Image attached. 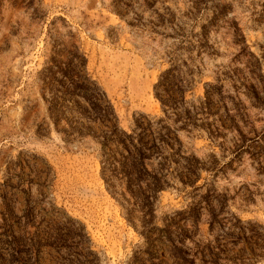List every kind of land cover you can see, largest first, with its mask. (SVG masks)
Returning a JSON list of instances; mask_svg holds the SVG:
<instances>
[{
    "label": "rangeland",
    "instance_id": "374dc122",
    "mask_svg": "<svg viewBox=\"0 0 264 264\" xmlns=\"http://www.w3.org/2000/svg\"><path fill=\"white\" fill-rule=\"evenodd\" d=\"M70 42L128 132L140 114L164 116L155 93L177 82L155 84L172 65L185 79L184 107L205 101L206 90L215 103L208 84L221 86L238 129L217 139L201 128L178 131L181 150L202 166L198 193H225L230 212L264 225V0H0V211L7 203L17 215L29 206L46 220L64 212L79 220L90 242L67 256L74 251L81 264L93 259L88 246L97 264H128L142 243L101 176L99 145L64 139L48 117L39 71ZM172 182L158 194V224L193 201L191 186ZM41 256L40 264H64Z\"/></svg>",
    "mask_w": 264,
    "mask_h": 264
},
{
    "label": "trees",
    "instance_id": "16d2710c",
    "mask_svg": "<svg viewBox=\"0 0 264 264\" xmlns=\"http://www.w3.org/2000/svg\"><path fill=\"white\" fill-rule=\"evenodd\" d=\"M234 29L240 31L237 26ZM241 39L244 42L243 36ZM178 69L176 65L168 67L155 84L158 87L166 80L177 82H171L163 93H155L164 116L152 120L140 114L134 118L130 132L119 126L113 105L88 74L87 59L76 43L54 51L39 75L42 98L56 131L66 140L90 138L99 145L101 176L125 219L142 239L128 264H255L264 260V225L230 212L225 193L216 189L198 193L200 187L194 183L202 166L198 158L182 153L178 137V131L201 128L211 138H221L225 135L223 129H238L236 120L221 94V86L208 84L209 89L218 91L215 103L209 101L212 94L206 90L205 101L184 107L185 79L175 73ZM177 91L180 99L173 94ZM236 111L241 118L245 116L240 108ZM167 119L173 126L166 123ZM179 160L185 164L176 174ZM176 177L182 185L192 187L188 195L193 201L164 215L158 224V194L173 186ZM62 217L46 220L29 206L17 215L6 203L0 211V264H40L44 250L56 261L81 264L74 251L67 256V248L74 250L89 243V236L79 220L65 212ZM86 254L93 256L88 264H97L90 246Z\"/></svg>",
    "mask_w": 264,
    "mask_h": 264
}]
</instances>
